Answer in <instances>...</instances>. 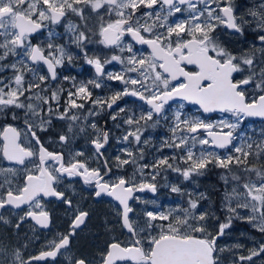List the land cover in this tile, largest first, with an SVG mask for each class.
I'll list each match as a JSON object with an SVG mask.
<instances>
[{
  "label": "snow or ice",
  "instance_id": "snow-or-ice-1",
  "mask_svg": "<svg viewBox=\"0 0 264 264\" xmlns=\"http://www.w3.org/2000/svg\"><path fill=\"white\" fill-rule=\"evenodd\" d=\"M73 16L79 23L73 22ZM169 17L176 19L168 23ZM248 17L255 24L260 46L253 43L249 49L237 52L215 34L221 26L244 34L248 21L237 15L233 0H0V71L13 73L7 82L0 78V114L10 113L17 120L20 115L15 110L20 109L24 120L23 130L12 124L0 127V159L8 162L0 167V224L10 225L17 235L28 220L32 221L33 233L49 229L52 220L45 198L54 197L73 210V200L58 189L65 180L78 177L92 187L94 197L107 196L117 202L120 226L129 237L127 242L109 243L100 264H222L221 253L225 249L217 241L231 226L233 217L246 219L264 234V143L245 141L246 133L241 129L248 118L264 119V0ZM49 24L64 26L70 42L82 51L95 35L105 47L127 52L126 57L113 55L104 62L87 58L99 77L120 81L123 89L106 99H91L88 84L73 85L75 90L67 92L61 111L63 90L49 91L48 82L57 80V68L65 60L71 62L72 55L66 45L52 41L55 33L50 28L46 47L32 43L34 34ZM125 36L131 42L125 43ZM134 44L150 48L149 55H137ZM9 57L18 59L12 62ZM113 61L125 66L123 74L104 72V64ZM38 65L46 66L48 74H39ZM27 73L35 79L26 81ZM89 83L101 87V82ZM124 96L138 97L147 107L138 117L133 114L122 118L128 129L118 142L128 145L121 150L126 158L116 156L110 167L101 151L109 142V131L99 129L89 117L105 108L112 109ZM89 100L93 107L85 111ZM170 102H177L175 110ZM183 102L197 106L202 113L222 116L210 121L186 115ZM124 112L123 107H118L111 120L116 121ZM54 119L66 123V130L57 134L61 148L92 130L90 143L99 167H90L87 158L80 159L83 151L69 152L65 159L64 151L49 150L38 133H47ZM161 120H171L172 137L164 146L183 153L177 155L187 165L184 169L175 166L176 156L171 163L168 157L155 159L151 164L140 163L145 159L140 145L148 143L141 140L143 131L149 121L155 126ZM197 144L201 146L198 154L194 151ZM132 145L137 146L135 151ZM210 149L227 152L221 155ZM252 158L261 166L257 167ZM129 164L136 166L131 176L124 174L113 179V167L121 170ZM210 164L225 170L227 175L222 178L226 185L229 181L235 185L223 196L229 215L215 234L210 231L214 213L200 209L198 200L190 194L186 208L167 212L144 209L141 215L130 203L141 201L137 193L157 192L155 181L162 169H172L188 180L194 174H202ZM169 187L174 193L181 192L179 187ZM9 210H19L14 221L3 215ZM240 210H247L243 217ZM74 211L67 234H58L38 255L25 258L20 248H26V244L8 250L0 243V264H9L8 256L10 264L55 260L89 216L79 208ZM262 254L264 243L246 256H237L234 264L251 262ZM73 264L91 262L78 258Z\"/></svg>",
  "mask_w": 264,
  "mask_h": 264
},
{
  "label": "flooded vegetation",
  "instance_id": "flooded-vegetation-1",
  "mask_svg": "<svg viewBox=\"0 0 264 264\" xmlns=\"http://www.w3.org/2000/svg\"><path fill=\"white\" fill-rule=\"evenodd\" d=\"M233 2L237 15L241 16L244 14L248 17V13L251 10L258 8L261 0H241V3L246 2V8L243 12L240 11V8L242 7L239 6L242 5H238L239 0H233ZM143 11L145 10L141 9V12ZM137 15L139 16L140 13ZM186 15L187 13H185V16ZM71 19L73 22L79 23V20L76 17L73 16ZM105 19H107V17H105ZM175 19L176 17H169L168 23H172ZM143 22L144 21L141 20V23ZM249 22L251 28H246L243 35L233 33L226 28L224 29L225 31H222V33H218V31H216L215 34L218 36L219 40L225 44V46L229 47V49L233 51L238 52L240 50H247L252 47L253 43H255L256 47L259 48L260 43L257 39V29L253 28V26H255L254 22L251 20H249ZM49 28L53 31V33H55L54 38L60 42L59 44L66 45L67 50L72 55L71 62L65 60L63 66L57 68V80L48 82L49 91L56 89L63 90L60 100L61 111H63V105L67 99V92L75 90L73 85L78 87L82 83L88 84L89 91L92 93L91 99H106L113 95L116 91L123 89L124 85L120 81L107 80L106 76L99 77L94 66L87 63V58L96 57L100 58L101 61L104 62L105 60H110L111 56L113 55L126 57L128 55L127 52L121 53L119 49L105 47L98 42L95 35H93L91 42L86 43V46L82 51L81 48L70 42L69 34L66 32L64 26L54 24H49L48 28L41 29L39 32L35 33L32 38V43L46 47V44L49 40ZM160 31H163V29H160ZM124 40L125 43L131 42V38L128 36H125ZM134 51L137 52V55L148 56L151 50L145 45L134 44ZM84 52L87 53V56L84 55ZM9 59L12 62H15L18 58L9 57ZM36 67L39 69V74H48L46 66L38 65ZM124 67L125 66L119 62L113 61L111 63L104 64V72L106 74H123ZM12 74L13 73L10 70L0 71V78L5 79V82H7V79L10 78ZM131 75L134 76L135 74ZM237 76H239V74H237ZM64 77H69V79L65 80ZM25 79L26 81L31 82L35 79V77L32 73H27ZM89 81L101 82V87L95 88L89 83ZM176 103L177 102H170L173 110H175ZM183 103L185 104L184 112L186 115L200 116L203 119L210 121H216L222 116L220 113H202L197 106L190 105L187 102ZM92 107L91 100L85 103V111ZM118 107H123L125 112L120 113L118 119L113 121L111 120L110 116L111 114H115V112L118 110ZM146 107L147 106L144 105V102L139 100L138 97L124 96L118 100L115 105H113L112 109L105 108L104 110L100 111L98 115L89 117V120L94 121L99 129L109 131V142L107 145H105V149H102L101 151L104 152V157L109 160L110 167H112L116 156L119 155L121 159L126 158L125 154L121 150L125 147H128V145L118 142L119 138L124 135L125 130L128 129L127 125L122 124V118H126L127 115L133 114L138 117L141 114V110ZM15 111L20 115V118L17 120H13L10 113L8 115L0 114V127L6 124H12L18 129L23 130V110L16 109ZM168 115L171 117L172 112H169ZM153 119L155 120L156 117ZM246 121L255 127L264 126V121H259L254 118H248ZM118 124L120 127L116 126ZM170 126L171 120H169L167 123L161 120L160 123L155 126H153L152 121L148 122L141 137L142 142L147 140L148 143H142L140 145V147L143 148L145 159L140 163L151 164L155 159L160 157H168L169 162L171 163L173 162L172 157L176 156L175 166L181 169L187 167V165H185L184 162L180 160L179 155H177V153L183 155L180 150L164 146L165 141L172 137ZM65 130V121L54 119L52 122V127L49 128L48 132L38 133V135L41 136L46 146L49 147V150L64 151L65 159L68 158L69 152L83 151L84 157H80V159L87 158L90 167H99L100 164L95 159V153L90 143V140L92 139V130H88V135H78L74 140L71 141L69 146L61 148L57 142V134ZM239 131L240 130H238V132ZM245 133L246 138L251 137L247 131H245ZM246 141L257 144L264 143L260 140L252 139H248ZM203 147L208 148V146ZM132 148L135 151L137 146L132 145ZM200 149L201 146L197 144L194 148V151L198 154ZM210 150L219 152L221 155H224L227 152L226 149ZM252 159L256 166H261L256 158ZM7 165V161L0 159V167H5ZM135 167L136 166L132 164L124 166V168L121 170H117L115 167H113V179H115V177L118 175L127 174L128 176H131L135 171ZM225 175H227V173H225L224 169L214 167L210 164L202 174H194V176H197L199 180L196 183L195 189H189V185L185 182V179L180 173L172 169H162L160 171V175L156 177L155 181L157 184V192L151 193L145 191L143 193H137L136 195L141 197V201L130 203H132V206L136 210L137 214L141 215L144 209H158L165 212L170 209L180 210L188 206L187 198L189 197V194L193 195V193H196L199 197H201L200 194L207 196L210 195V193L220 195L221 189L225 191L227 186H229V188L235 186L231 181H229V185L225 184V181L222 178ZM170 185L179 187L181 192H172L171 188L169 187ZM58 190L65 191L67 195L73 200L74 209L79 208L80 210L87 211L89 216L86 218L85 224L76 229V234L70 238V244L67 249H62L61 253L57 255L55 260L49 258L48 260L39 262V264H73V261L78 258H86L91 262V264H100L101 254L104 252L109 243H111L113 240L127 242L129 237L126 230L122 229L120 226L119 217L117 215V202L111 197H94L92 194V187L89 185H84L78 177L72 178L71 180H65L64 184ZM202 200H204L203 197ZM153 201L155 203H152ZM44 204L51 215L52 223L49 229H37L35 233H33L31 227L32 221L28 220L24 225H22V230L19 232V235H17L16 231L10 225L0 224L1 228H6V231L9 233L10 237L16 238L20 241V243L27 245L26 248H20L25 258L32 255H38L40 251L46 250V245L48 242L56 238L58 234H67L70 223L76 214L74 209L69 210L66 205L54 197L45 198ZM203 210L209 211L204 207ZM18 211L19 210H16L15 212L11 210L5 211L3 215L5 219L14 221ZM211 212L213 213L214 211ZM216 223L217 222L214 224ZM243 225L248 227L246 223H243ZM212 228L215 234L217 229L215 226ZM251 231L255 230L251 229ZM4 238H6V236ZM222 239V236L218 239V246ZM256 258L257 257H253V261ZM253 261L245 262V264H251Z\"/></svg>",
  "mask_w": 264,
  "mask_h": 264
},
{
  "label": "rangeland",
  "instance_id": "rangeland-1",
  "mask_svg": "<svg viewBox=\"0 0 264 264\" xmlns=\"http://www.w3.org/2000/svg\"><path fill=\"white\" fill-rule=\"evenodd\" d=\"M246 8V6L244 5ZM245 8H240V11L243 12L245 11ZM240 17H243L248 23L244 26L246 28H251L250 22H249V17L245 16L242 14ZM253 28H256L253 26ZM225 27L221 26L216 29L218 33H222ZM52 41L56 44H59L60 42L52 37ZM241 129L245 133H247L251 136L250 138L244 137L245 141L248 139L252 140H260L264 142V126H259L255 127L253 125H250L249 122L246 120L243 121L241 124ZM262 144V143H259ZM260 167V166H257ZM254 178V177H253ZM199 180L197 176H192L190 179L185 180V182L189 185V189H195L196 188V183ZM229 185V184H228ZM231 188L227 186L226 190L224 191L221 189L220 195L218 194H211L204 198L202 200V197H199L196 193H193L191 195L192 199H197L200 205V209L206 208L210 212L214 211V217L218 218H213L210 221V231L213 232V226H215L216 229H218V225L220 223H224L227 220V216L229 213H227L226 208L224 206V201H223V196L226 191H230ZM190 196L187 198L189 200ZM199 211V209H198ZM247 210H240V216L243 217L246 214ZM217 222L216 224H214ZM243 223H246L248 227L243 225ZM255 230V231H251ZM214 233V232H213ZM6 236V238H4ZM9 233L6 231L5 227H0V237H3V240L0 241L2 245L7 248L8 250H11L12 248L15 247H20L22 243L16 238L13 237H8ZM222 240L220 241L219 246L221 248H224L225 251L221 253V260L222 264H234V260L237 256L239 255H248L250 250L252 249H257L258 246L261 243H264V234L260 233L257 229H255L252 224L248 223L246 219H241V218H236L233 217L231 226L228 229H225V234L222 236ZM237 245H240L241 247H236ZM3 258V257H0ZM9 264H10V256L7 257ZM251 264H264V254L261 256L257 257Z\"/></svg>",
  "mask_w": 264,
  "mask_h": 264
},
{
  "label": "trees",
  "instance_id": "trees-1",
  "mask_svg": "<svg viewBox=\"0 0 264 264\" xmlns=\"http://www.w3.org/2000/svg\"><path fill=\"white\" fill-rule=\"evenodd\" d=\"M242 1H244V0H242ZM240 4H241L242 6H239V7L245 8L244 5L246 6V2H245V3H241V0H239V4H238V5H240Z\"/></svg>",
  "mask_w": 264,
  "mask_h": 264
},
{
  "label": "water",
  "instance_id": "water-1",
  "mask_svg": "<svg viewBox=\"0 0 264 264\" xmlns=\"http://www.w3.org/2000/svg\"><path fill=\"white\" fill-rule=\"evenodd\" d=\"M231 32H233V30H230ZM234 33V32H233ZM255 119H257V120H264V119H261V118H259V117H254Z\"/></svg>",
  "mask_w": 264,
  "mask_h": 264
},
{
  "label": "bare ground",
  "instance_id": "bare-ground-1",
  "mask_svg": "<svg viewBox=\"0 0 264 264\" xmlns=\"http://www.w3.org/2000/svg\"><path fill=\"white\" fill-rule=\"evenodd\" d=\"M249 24V23H248Z\"/></svg>",
  "mask_w": 264,
  "mask_h": 264
}]
</instances>
